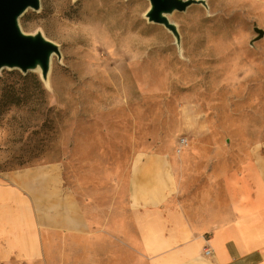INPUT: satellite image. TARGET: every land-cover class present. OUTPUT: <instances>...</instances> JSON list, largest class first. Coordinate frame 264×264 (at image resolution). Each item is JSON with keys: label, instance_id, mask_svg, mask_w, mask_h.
Here are the masks:
<instances>
[{"label": "rangeland", "instance_id": "obj_1", "mask_svg": "<svg viewBox=\"0 0 264 264\" xmlns=\"http://www.w3.org/2000/svg\"><path fill=\"white\" fill-rule=\"evenodd\" d=\"M39 1L19 26L56 43L60 57L52 55L46 83L38 70H0V173L62 163L69 186L122 201L137 152L177 155L179 147L204 163L235 156L237 143L264 141V34L255 39L253 30L264 31V0L173 11L178 44L147 21L148 0ZM62 240L63 261L61 247L48 245L47 261L34 264H139L124 262L118 231Z\"/></svg>", "mask_w": 264, "mask_h": 264}, {"label": "crops", "instance_id": "obj_2", "mask_svg": "<svg viewBox=\"0 0 264 264\" xmlns=\"http://www.w3.org/2000/svg\"><path fill=\"white\" fill-rule=\"evenodd\" d=\"M236 145L235 156L204 163L182 150L137 152L122 201L69 186L62 163L0 173V264L47 261L48 245L62 260L65 235L108 229L121 236L125 263L264 264V141Z\"/></svg>", "mask_w": 264, "mask_h": 264}, {"label": "water", "instance_id": "obj_3", "mask_svg": "<svg viewBox=\"0 0 264 264\" xmlns=\"http://www.w3.org/2000/svg\"><path fill=\"white\" fill-rule=\"evenodd\" d=\"M149 7L145 12L147 21L164 26L179 43L176 25L169 21L168 14L173 11H184L192 3L202 4L204 0H148ZM38 10L39 0H0V70L19 69L22 73L38 70L40 79L46 83L52 55L59 59L60 51L56 43L45 38L40 31L25 33L21 30L18 19L27 9ZM255 39L263 36L264 31L258 27Z\"/></svg>", "mask_w": 264, "mask_h": 264}, {"label": "built area", "instance_id": "obj_4", "mask_svg": "<svg viewBox=\"0 0 264 264\" xmlns=\"http://www.w3.org/2000/svg\"><path fill=\"white\" fill-rule=\"evenodd\" d=\"M183 143H185V139H181L180 140V145L179 146H181ZM179 147L177 148V151H179ZM205 253H208V250H205Z\"/></svg>", "mask_w": 264, "mask_h": 264}, {"label": "trees", "instance_id": "obj_5", "mask_svg": "<svg viewBox=\"0 0 264 264\" xmlns=\"http://www.w3.org/2000/svg\"><path fill=\"white\" fill-rule=\"evenodd\" d=\"M38 82V81H37Z\"/></svg>", "mask_w": 264, "mask_h": 264}]
</instances>
